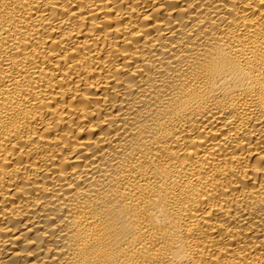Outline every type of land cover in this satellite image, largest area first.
<instances>
[{
	"label": "bare ground",
	"instance_id": "bare-ground-1",
	"mask_svg": "<svg viewBox=\"0 0 264 264\" xmlns=\"http://www.w3.org/2000/svg\"><path fill=\"white\" fill-rule=\"evenodd\" d=\"M0 264H264V0H0Z\"/></svg>",
	"mask_w": 264,
	"mask_h": 264
}]
</instances>
